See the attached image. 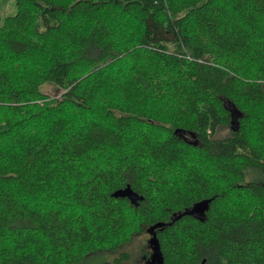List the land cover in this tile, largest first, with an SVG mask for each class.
Masks as SVG:
<instances>
[{
  "label": "trees",
  "instance_id": "1",
  "mask_svg": "<svg viewBox=\"0 0 264 264\" xmlns=\"http://www.w3.org/2000/svg\"><path fill=\"white\" fill-rule=\"evenodd\" d=\"M13 3L0 264H121L159 222L162 264H264V0Z\"/></svg>",
  "mask_w": 264,
  "mask_h": 264
},
{
  "label": "rangeland",
  "instance_id": "2",
  "mask_svg": "<svg viewBox=\"0 0 264 264\" xmlns=\"http://www.w3.org/2000/svg\"><path fill=\"white\" fill-rule=\"evenodd\" d=\"M14 12V3L13 0H0V14L2 16L6 14H11ZM40 90L42 92L48 93L49 95H55L57 96L58 89L56 86L50 82L46 81L40 85ZM226 128H221L218 131V134L222 135L226 133ZM150 238V234L148 233H141L135 235L132 240L120 247L122 251H126L130 254V259L123 261L121 264H143L144 262V256L141 254L143 248L152 250L150 245L148 244V239ZM119 249V250H120ZM141 254V255H140ZM117 255V252H105L101 253L97 256L90 257L84 264H99L103 259L109 258L112 259Z\"/></svg>",
  "mask_w": 264,
  "mask_h": 264
},
{
  "label": "water",
  "instance_id": "3",
  "mask_svg": "<svg viewBox=\"0 0 264 264\" xmlns=\"http://www.w3.org/2000/svg\"><path fill=\"white\" fill-rule=\"evenodd\" d=\"M112 195L127 196L131 198L129 185H126L123 188L115 189L114 191H112ZM163 224L164 222H159L149 228V232L151 233L150 238H149V244L151 245V248H152V254L149 259L148 264H155V263L162 264L163 260H162V256L160 253L158 239L156 237V232L153 229L155 228V226H162ZM203 260L204 259H202V261L199 264H202Z\"/></svg>",
  "mask_w": 264,
  "mask_h": 264
},
{
  "label": "flooded vegetation",
  "instance_id": "4",
  "mask_svg": "<svg viewBox=\"0 0 264 264\" xmlns=\"http://www.w3.org/2000/svg\"><path fill=\"white\" fill-rule=\"evenodd\" d=\"M148 244H149V239H148ZM149 245H150V244H149ZM150 247H151V245H150ZM147 250H148V249H147ZM149 251H150V250H149ZM151 254H152V250H151ZM143 256H144V255H143ZM149 256H150V255H149ZM150 257H151V256H150ZM150 257H148L147 259L144 258L145 260H144L143 264H148Z\"/></svg>",
  "mask_w": 264,
  "mask_h": 264
}]
</instances>
